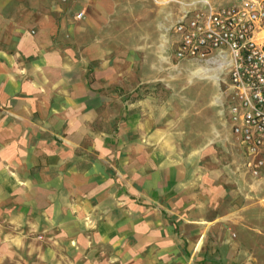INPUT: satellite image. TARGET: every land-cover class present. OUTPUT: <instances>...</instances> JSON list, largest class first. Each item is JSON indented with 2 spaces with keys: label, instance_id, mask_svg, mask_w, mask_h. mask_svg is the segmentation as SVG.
<instances>
[{
  "label": "crops",
  "instance_id": "0c3cea01",
  "mask_svg": "<svg viewBox=\"0 0 264 264\" xmlns=\"http://www.w3.org/2000/svg\"><path fill=\"white\" fill-rule=\"evenodd\" d=\"M206 1L0 0V264H264V170L221 86L174 77L172 29Z\"/></svg>",
  "mask_w": 264,
  "mask_h": 264
},
{
  "label": "built area",
  "instance_id": "2783aa9c",
  "mask_svg": "<svg viewBox=\"0 0 264 264\" xmlns=\"http://www.w3.org/2000/svg\"><path fill=\"white\" fill-rule=\"evenodd\" d=\"M172 31L176 61L201 65L221 86L222 108L248 158L245 168L259 178L264 170V0L219 8L204 2Z\"/></svg>",
  "mask_w": 264,
  "mask_h": 264
},
{
  "label": "rangeland",
  "instance_id": "374dc122",
  "mask_svg": "<svg viewBox=\"0 0 264 264\" xmlns=\"http://www.w3.org/2000/svg\"><path fill=\"white\" fill-rule=\"evenodd\" d=\"M222 2H223V0H211V3H212L214 8H219V7H222V6L226 7L225 5L222 4ZM79 14H83L84 17H85L84 13L80 12L77 15H79ZM84 17H83V19H84ZM174 39H175V42H176L177 41L176 34L174 35ZM174 67H175V69H174V77L176 79V83H178V80H180V79L186 80L187 78H189L190 77V73L189 72H193L195 70V68H196L195 66H193V64L191 65V64H188V63H182V62H178L176 60L174 62ZM192 82H196V84L194 86L195 88H197V89L200 88L204 92L207 91V89H208L207 87L208 86L206 87V83L205 82L198 83L199 82L198 79H193ZM178 88H180V87L177 86V85L173 88L171 86L168 87V86H166L164 84L156 83L154 85H144L142 93H143L144 96H147V95H150V94L153 93L154 95H156L157 98L161 99L160 101H157L155 104L163 106L164 104L168 103V105H170L172 103V100L174 99V95L179 93ZM136 92L137 91L135 90V86L133 85V83H130V84L128 83L127 84V89H126L125 93L122 92V91L121 92H118L117 90L115 91L116 94H119L120 96H125L126 100L123 101V104L126 105V109H128V107L133 109V107L135 106L136 100H138V98H135ZM176 130L177 129H175L173 134L171 135L172 136V143H174L175 147L177 148V150L174 151V152H176L175 155L176 154H180V156L182 157V154L179 151L182 149L186 153L187 152V147H188V144L190 143V141H189V139L187 137V139L186 140L183 139V142H182L183 134H179V132H177ZM185 153H183V155H185ZM178 157H179V155L174 157V158H175L176 162H180L181 163V159L178 158ZM223 159H224L223 169H225L226 167H228L230 165L229 161H226L227 158H226L225 152H224V155H223ZM243 170H244V168H241V170H236L235 169L234 171H236V173H238V174H242L243 175L244 172H245V170L244 171ZM260 179H264V176L261 177ZM257 182L258 181H254L252 183H257ZM212 183H214V182L212 181ZM246 183L249 184V182H244V181H241V180H237V178H234V177L231 178V180H229V179H227L225 177V175H224V178H223V182H221L224 192L228 191V192H232V193H234L236 191H244L246 188H248L246 186ZM252 183H250V184H252ZM255 186L257 187V185H255ZM261 189H264V187H262ZM223 194L225 195V198L228 199L227 200L229 202L228 206L229 205L235 206L237 204L238 199L234 198V195H232L233 197L230 198L229 194H225V193H223ZM255 200L257 201L258 199L255 198ZM208 215H209V213H208ZM182 216H184V215H182ZM210 216L213 217L214 214L211 213ZM129 262H131V261H129ZM179 264H182V263H179Z\"/></svg>",
  "mask_w": 264,
  "mask_h": 264
},
{
  "label": "bare ground",
  "instance_id": "6f19581e",
  "mask_svg": "<svg viewBox=\"0 0 264 264\" xmlns=\"http://www.w3.org/2000/svg\"><path fill=\"white\" fill-rule=\"evenodd\" d=\"M208 2V1H206ZM194 65V64H193ZM197 65V67L195 68V70L193 72H189L190 73V77L189 80L192 79H199V80H203V81H211V82H216V79L214 76L210 75L208 73V71L202 67L199 64H195ZM188 79V78H187ZM216 84V83H215ZM217 86V84H216ZM215 104V103H214Z\"/></svg>",
  "mask_w": 264,
  "mask_h": 264
}]
</instances>
